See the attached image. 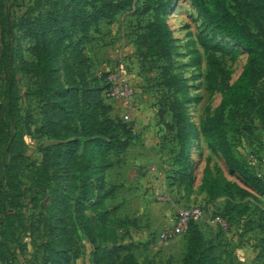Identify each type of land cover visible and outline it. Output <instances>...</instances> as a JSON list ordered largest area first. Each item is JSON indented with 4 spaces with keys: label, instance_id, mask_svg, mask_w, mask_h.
I'll use <instances>...</instances> for the list:
<instances>
[{
    "label": "trees",
    "instance_id": "1",
    "mask_svg": "<svg viewBox=\"0 0 264 264\" xmlns=\"http://www.w3.org/2000/svg\"><path fill=\"white\" fill-rule=\"evenodd\" d=\"M192 1L209 28L248 53L241 75L227 89L203 132L215 141L230 172L241 176L261 200L228 180L220 168L212 169L209 162L200 190L209 200L225 199L216 214L226 220L228 229L242 224L245 233L259 230L261 239L256 248H260L264 246V183L252 174L246 161L236 158L228 128L236 129L262 150L264 141L261 144L254 140L253 130L239 129L235 124L243 110L249 111L259 118L264 130V96L257 95V87L264 80V0ZM173 3L174 0H146L142 9H135V13L152 17L141 27L143 32L136 39V47L144 59L165 61L168 68L164 85L176 94H185L187 87L181 78L167 72L173 64L175 43L168 24ZM133 6L134 0H36L34 11L38 15L26 22L24 31V37L33 42L31 53L36 63L30 64L23 59L20 49L14 47L11 21L0 0V73L5 78L4 102L0 104V264L13 263L12 244L23 227L24 132L14 71L16 57L20 69L38 83L43 115L38 134L56 142L38 170V182H48L51 169L66 174L63 196L47 205L49 211L58 214L52 219L55 223L51 227V243L55 248L50 250L47 264H75L80 258L81 248L67 228L69 220L74 221L76 230L91 245L94 264H148L137 261L133 251L138 245L123 244L130 230L137 229L135 222L113 221L115 209L111 211L106 205L116 192V187H107L105 182L106 172L114 166L110 154L127 151L134 135L130 128L111 117L113 107L104 97L109 87L108 74L92 72L84 48L92 41L93 29L104 21H113ZM60 56L65 58L63 69ZM185 97L170 103L174 125L168 124V128L176 131L180 144L175 154L178 177L175 185L190 192L194 180L188 147L199 132L191 122ZM185 234L187 250L183 264H232L220 260L217 246L205 238L201 225L190 224Z\"/></svg>",
    "mask_w": 264,
    "mask_h": 264
},
{
    "label": "rangeland",
    "instance_id": "2",
    "mask_svg": "<svg viewBox=\"0 0 264 264\" xmlns=\"http://www.w3.org/2000/svg\"><path fill=\"white\" fill-rule=\"evenodd\" d=\"M145 1L134 0L135 7L111 22H102L92 30V41L84 48L94 74L109 75L122 68L136 90L133 99L108 102L114 110L113 118L130 128L134 135L131 141L134 147L125 152L110 154V159L120 167L118 176H121L118 179L116 173H113L112 178L124 181L123 193L125 194V189L129 193L124 197L126 203L121 204V200L115 198L107 205L111 211L115 209L112 220L131 219L135 222L137 229H132V238L139 244L133 251L137 261L148 264H183L187 235L163 242L160 234L164 228L175 224L177 210L180 208L202 206L206 211L218 212L224 206V198L212 201L200 190L207 162L212 169L220 168L228 180L259 197L241 176L230 172L215 141L203 132L208 120L219 108L227 89L241 75L248 53L209 28L192 0H174L168 14V24L175 38L173 64L167 72L180 77L187 87L185 94L174 93L173 89L164 85L167 63L157 58L144 59L137 51L136 39L143 32L141 27L152 19L150 14L135 13V9L143 8ZM2 2L3 11L13 28L14 47L20 49L24 60L35 64L36 59L31 53L33 42L24 37V31L26 22L38 15L34 11L36 0ZM1 49L0 28V51ZM60 57L63 69L65 58ZM14 71L23 116L24 162L21 168L23 227L12 244V264H47L51 256L50 250L55 248L51 243V227L55 223L52 219L58 216L57 211H49L47 205L52 199L63 196L66 174L51 169L48 172V182H38V170L56 142L38 134V129L43 124L38 83L20 69L18 57L14 61ZM62 79L66 84L64 73ZM4 93L5 78L0 73V104L4 102ZM257 93L258 96H264V80L257 87ZM184 97L188 102L191 122L199 132L188 147L194 180L190 192L183 186L175 185L178 181L177 167L174 165L175 154L180 149V144L176 131L168 128V124L174 125L169 111L170 103L174 99L183 100ZM251 114L243 110L235 126L238 124L239 129L250 128L253 130L254 140L262 144V123ZM125 116L130 119L125 120ZM235 130L228 128L229 141L236 158L246 161L250 153H256L258 144L251 143ZM159 191L170 196L171 201L159 202L155 195ZM259 199L261 200L260 197ZM66 222L68 230L81 248V256L75 264H94L91 245L76 230L74 221ZM201 229L208 240L214 238L219 241L224 236L227 243L216 242V253L221 261L232 264H264V246L256 248L260 245L259 230L245 233L242 224L232 225L227 231L203 226Z\"/></svg>",
    "mask_w": 264,
    "mask_h": 264
},
{
    "label": "built area",
    "instance_id": "3",
    "mask_svg": "<svg viewBox=\"0 0 264 264\" xmlns=\"http://www.w3.org/2000/svg\"><path fill=\"white\" fill-rule=\"evenodd\" d=\"M106 82L109 85L108 89L104 92L106 100L122 101L134 98L136 90L133 85L130 84L122 68L109 73ZM129 119V116H125V120ZM246 162L252 174L264 183V146L262 150H260L258 145L256 153H250L246 158ZM155 195L159 202L167 203L171 201L170 196L160 191L156 192ZM177 211L175 224L170 228H166L160 234V239L163 242L174 240L184 235L192 223L205 227L210 226L222 228L224 230L228 229V223L224 218L217 215V212L206 211L202 206L180 208Z\"/></svg>",
    "mask_w": 264,
    "mask_h": 264
},
{
    "label": "crops",
    "instance_id": "4",
    "mask_svg": "<svg viewBox=\"0 0 264 264\" xmlns=\"http://www.w3.org/2000/svg\"><path fill=\"white\" fill-rule=\"evenodd\" d=\"M112 113H114V110H112ZM112 113H111V117L113 118ZM132 147H134V146L131 145L128 150H130ZM119 171H120V167L118 165L114 164V166L111 169H109L106 172V174H105L106 186L107 187H111V186L116 187L115 194L113 195L112 198H110V199L107 200L106 205H109V203H112L115 198L116 199L117 198L120 199L121 200L120 201L121 204L126 203L125 200H124V197L127 194H129V193H127L128 189H125L126 190L125 194L123 193L124 192V188H123L124 181L113 180V178H112V176H113L112 174L113 173H116L117 178L118 179H121V176L120 177L118 176ZM109 176H110V178H109ZM136 176H137V174H136ZM131 180L134 181V178H131ZM207 227H209L210 229H214V227L206 226V228ZM166 228H164L161 232H163ZM202 232L204 234V231L203 230H202ZM129 234L130 235L125 239V241L123 242V244L134 243V244L138 245V247H139V244H137L136 241L132 238L133 237L132 229L130 230ZM146 235H147V233H146ZM204 236H205V234H204ZM210 241H212L215 245H216V242L220 243L221 241H225V242H221V244L227 243V241L224 240V236H221V239L219 241L215 240L214 238H211Z\"/></svg>",
    "mask_w": 264,
    "mask_h": 264
}]
</instances>
